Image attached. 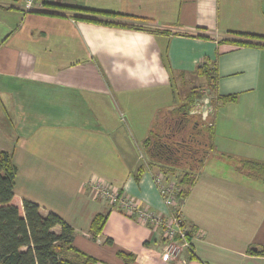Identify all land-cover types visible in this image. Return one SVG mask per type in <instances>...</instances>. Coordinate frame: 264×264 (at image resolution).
Returning a JSON list of instances; mask_svg holds the SVG:
<instances>
[{"label": "crops", "instance_id": "crops-1", "mask_svg": "<svg viewBox=\"0 0 264 264\" xmlns=\"http://www.w3.org/2000/svg\"><path fill=\"white\" fill-rule=\"evenodd\" d=\"M47 3L27 13L23 0L0 1V151L17 167L19 200L60 215L97 264H264L249 252L264 250V169L249 165L264 164V41L236 35L264 38V0ZM63 6L137 27L82 21ZM205 90L216 97L215 149L183 203L191 250L169 261L161 230L87 184L100 178L166 216L145 141ZM99 213L108 219L94 238Z\"/></svg>", "mask_w": 264, "mask_h": 264}, {"label": "trees", "instance_id": "trees-1", "mask_svg": "<svg viewBox=\"0 0 264 264\" xmlns=\"http://www.w3.org/2000/svg\"><path fill=\"white\" fill-rule=\"evenodd\" d=\"M62 8L85 14L87 17H77L82 21L121 28L137 27L135 24L116 21L119 15L114 13L64 6ZM162 32L159 31V33ZM236 35L264 41L263 37ZM199 70L209 80L212 79L213 74L209 66H202ZM209 87L213 88L212 84ZM202 94L188 96L187 102L175 111L174 117L167 120L158 136L145 141L147 154L145 159L148 162L145 166L148 169H157L158 172L153 174L154 178L163 175L166 180L176 182L180 189L178 198L182 204L196 176L199 175L210 153L215 149L214 129L209 128L202 118L189 114L191 105ZM225 99L236 101L237 97L230 96ZM249 165L258 172L264 169L263 163H249ZM143 170L144 168L139 171L137 177L142 175ZM16 176L17 167L12 156L8 152L0 151V264H97V259L73 246L75 230L60 215L49 213L44 217L37 203L19 200L15 194ZM107 219L108 216L105 214L95 215L90 224V233L94 238L103 233ZM55 227L61 228L60 234L53 231ZM110 242L109 240L108 243ZM249 252L264 255V250ZM69 254L74 257L69 258Z\"/></svg>", "mask_w": 264, "mask_h": 264}, {"label": "built area", "instance_id": "built-area-1", "mask_svg": "<svg viewBox=\"0 0 264 264\" xmlns=\"http://www.w3.org/2000/svg\"><path fill=\"white\" fill-rule=\"evenodd\" d=\"M50 0H23L25 12L42 11L46 9L45 2ZM215 94L205 90L196 98L190 108L191 116H198L214 129L216 110L213 107ZM155 184L167 208V215L144 205L138 199L107 183L100 178H93L87 184L91 192L102 198L113 208L136 218L141 224L161 230L166 240L165 257L174 261L183 250H191L190 230L183 218V204L178 198L180 189L175 181H168L163 175L154 178Z\"/></svg>", "mask_w": 264, "mask_h": 264}, {"label": "rangeland", "instance_id": "rangeland-1", "mask_svg": "<svg viewBox=\"0 0 264 264\" xmlns=\"http://www.w3.org/2000/svg\"><path fill=\"white\" fill-rule=\"evenodd\" d=\"M5 2V1H4ZM6 2H13V1H6ZM20 2V1H19ZM17 3V2H16ZM21 3V2H20ZM179 88L181 89V88H183V87H181V86H179ZM203 93V92H202ZM182 95L184 94V92H182L181 93ZM203 95V94H202ZM207 125V124H206ZM208 126V125H207ZM209 127V126H208ZM210 128V127H209Z\"/></svg>", "mask_w": 264, "mask_h": 264}]
</instances>
